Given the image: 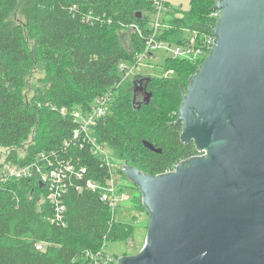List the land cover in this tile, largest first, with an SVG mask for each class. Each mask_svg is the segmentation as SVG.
I'll use <instances>...</instances> for the list:
<instances>
[{
  "label": "trees",
  "instance_id": "16d2710c",
  "mask_svg": "<svg viewBox=\"0 0 264 264\" xmlns=\"http://www.w3.org/2000/svg\"><path fill=\"white\" fill-rule=\"evenodd\" d=\"M17 1L0 0V147L21 146L38 126L35 154L44 153L56 165L64 161L81 177L69 173L63 222H53L54 207L36 176L0 182V264H86L90 261L87 251L97 252L105 241L129 236L99 192L88 187L90 181L102 183L108 167L74 137L79 124L72 113L87 110L95 100L121 89L124 82L119 65L135 62L144 44L131 32V47H126L119 31L135 24L144 28L151 1L24 0L21 13L25 20L16 23L9 17ZM215 3L190 0L187 14L193 17H170L163 39L179 43L184 29L206 31L214 26L211 14ZM37 63L44 64L47 71L39 92L29 99L25 77ZM166 63L179 65L177 73L187 71L189 79L198 69L194 63L172 58H166ZM179 74L171 79L178 80ZM189 79L186 83L169 79L156 83L152 78L161 88L153 92L150 103H136L131 93L132 104L123 102L113 108L117 114L109 110L99 120V142L113 150L123 149L141 166L135 168L152 176L171 171L196 155L194 146L181 144L182 127L174 124L177 118L157 124L142 112L148 106L160 109L157 99L162 93L178 96L182 102ZM148 143L157 152L147 149ZM129 163L132 166L128 159ZM3 168L0 165V170ZM39 244H44L42 250L37 249Z\"/></svg>",
  "mask_w": 264,
  "mask_h": 264
},
{
  "label": "water",
  "instance_id": "95a60500",
  "mask_svg": "<svg viewBox=\"0 0 264 264\" xmlns=\"http://www.w3.org/2000/svg\"><path fill=\"white\" fill-rule=\"evenodd\" d=\"M212 10L214 47L174 122L200 155L155 176L124 164L150 220L142 251L118 264H264V0Z\"/></svg>",
  "mask_w": 264,
  "mask_h": 264
},
{
  "label": "rangeland",
  "instance_id": "374dc122",
  "mask_svg": "<svg viewBox=\"0 0 264 264\" xmlns=\"http://www.w3.org/2000/svg\"><path fill=\"white\" fill-rule=\"evenodd\" d=\"M23 1L24 0L17 1L16 8L12 11L9 17L10 21L20 23L25 20L24 16L21 13V5ZM167 1L171 5L173 11H171L168 16H165L166 27H170L171 20L169 18L173 15L179 18H186L185 20H189L190 17H193V15L187 14V11L190 9V0ZM163 21L164 19L162 17V23ZM119 34L121 36L123 44L126 47H131L130 29L123 28L119 31ZM160 39L164 40L162 35L160 36ZM168 57L169 56L164 52H159L156 53L155 57L143 60L140 63H138V61L129 63L124 62L128 65V69L123 73L122 82H124V84L122 85L121 89L118 90L119 92L117 91L115 93V91H113L107 94L108 104L106 106V109L108 108V111L111 110V114H117V111H114L113 108L117 107L119 104L123 105V102H125V104H132V83L134 82V79L137 78V75L152 77L156 83L160 82L161 80L168 79L172 80L173 83L183 81L186 83L189 79V73H187V71L183 72V74L177 73L180 66L177 64L167 65L166 58ZM46 71L47 69L44 64L37 63L27 72V75L25 77V90L29 99L35 98V96L39 92L41 80L45 77ZM177 74H179L178 80L171 79L172 77L175 78ZM161 96V98H159L158 96L157 99L160 102V109H156L153 106H148L142 110L145 115L153 117L155 123L157 124H163L172 119L178 118L177 108L182 103L181 98L178 96L168 95L167 93H162ZM114 97L115 100L113 101ZM112 101L113 105L112 107H110L109 103ZM78 110L83 113L84 117H86L88 113H90L89 109ZM38 132L39 129L37 126V128L33 129L29 140L15 149L0 147V165L5 166L8 163H13L18 166H22L23 164V166H34L35 168H39L43 174L40 178L37 177V179L39 181L41 179L43 182H45L46 186H44L46 189H48L49 179L53 175V173L47 169L49 165L48 161L51 159L48 157L47 159H45L43 157L45 155L35 154V149L37 145H39ZM94 134L97 135V128L94 129ZM104 148L111 157L113 164L118 169V175L115 177V183L116 185H119L117 189V196L119 199L113 218H115L116 221L119 222V225L123 227L124 231L128 233V235H126L129 237L120 241H105L97 252H93L92 249L91 251H87V253H89L88 257L90 259V261L87 262L88 264H95L96 260L99 257H101L102 259H109L111 263L114 264L121 257L137 255L142 251L146 243L149 230L150 215L143 204V195L140 189L126 178L123 170V166L124 164L128 163V159L134 164H132L131 166V164L129 163L130 167L134 166V168H141V166H139V163L131 160V156H128L123 149L113 150L106 145H104ZM13 153H15L14 156ZM143 153H146L144 147L142 150V154Z\"/></svg>",
  "mask_w": 264,
  "mask_h": 264
},
{
  "label": "built area",
  "instance_id": "2783aa9c",
  "mask_svg": "<svg viewBox=\"0 0 264 264\" xmlns=\"http://www.w3.org/2000/svg\"><path fill=\"white\" fill-rule=\"evenodd\" d=\"M151 1V11L146 18V26L143 28L138 24L131 25L129 27L130 31L135 33L143 42L144 49L136 55L134 61L138 63L143 60L150 59L156 56V53L164 52L169 57L174 60L189 61L199 66L205 61V59L210 55L214 43L215 36L213 30L217 24L220 17V12L212 11L211 17L215 21V25L208 28L206 31L202 30H191L184 29L183 38L179 43L169 42L167 40L160 39L163 32L170 28L166 27L165 16H168L173 9L167 0H150ZM162 17L164 19L162 23ZM163 29V30H162ZM146 30V31H145ZM161 34V35H160ZM128 69V65L122 62L119 65V71L123 73ZM108 97H102L93 102L89 108L90 113L86 117L83 113L75 110L72 115L76 122H78V127L74 130V137L80 139L81 146L87 147L94 156L99 157L103 162L106 163L108 167V174L102 183L88 182V187L93 191H98L100 194L101 201L107 204L113 214L117 208L118 196L117 189L119 185L115 183V177L118 175V169L113 164L111 157L104 148V144H101L94 134V129L97 128L99 120L106 116L108 113L107 106ZM106 102V103H105ZM66 109L63 110V113ZM44 155V154H43ZM47 159L46 156H43ZM49 165L47 167L50 172L53 173L52 177L49 179L48 184V199L51 206L54 207V216L52 218L53 222H59L64 220L67 211V206L63 195L68 189L67 180L71 173H76L79 177L81 175L76 172L75 167L69 164H65L61 161L59 165L52 163L51 160L48 161ZM178 165H176L173 170L175 171ZM85 172V169H82ZM70 173V174H69ZM42 171L34 166H18L14 164H6L2 170H0V182L5 181L10 178H32L34 176L40 178L42 176ZM77 176V177H78ZM41 184L46 186V183L40 179ZM78 190H81L78 188ZM44 244H39L37 249L42 250ZM89 256V253H88ZM95 264H112L108 259H102L99 257ZM114 264H118V261Z\"/></svg>",
  "mask_w": 264,
  "mask_h": 264
},
{
  "label": "flooded vegetation",
  "instance_id": "af4514ba",
  "mask_svg": "<svg viewBox=\"0 0 264 264\" xmlns=\"http://www.w3.org/2000/svg\"><path fill=\"white\" fill-rule=\"evenodd\" d=\"M137 78L134 79V81L137 82V86L135 88H133L132 90V93H133V96H134V101L136 103H142L144 102V99H145V92H154V91H158L161 86L160 85H156V83H153L152 81V77H150V81L147 82V78H149L148 76H143V75H137L136 76ZM133 87H134V82H133ZM137 88V91L136 93L134 92V89ZM146 88V89H145ZM181 144L184 146V147H191V146H194V141L192 142H189V143H186V142H183L181 140ZM147 148V147H146ZM196 148V147H195ZM149 150H151L152 152H156L154 151L153 149H150V148H147ZM197 150V149H196ZM197 155H200V153L197 151V154L196 155H193L187 159H184L182 161H186L194 156H197ZM181 161V162H182Z\"/></svg>",
  "mask_w": 264,
  "mask_h": 264
},
{
  "label": "bare ground",
  "instance_id": "6f19581e",
  "mask_svg": "<svg viewBox=\"0 0 264 264\" xmlns=\"http://www.w3.org/2000/svg\"><path fill=\"white\" fill-rule=\"evenodd\" d=\"M180 163H181V162H180ZM180 163H179V164H180ZM179 164H177V165H179ZM165 173H168V171H167V172H165ZM163 174H164V173H163Z\"/></svg>",
  "mask_w": 264,
  "mask_h": 264
}]
</instances>
